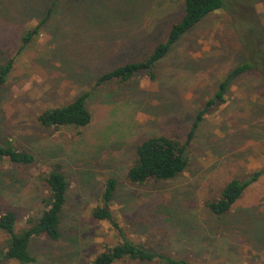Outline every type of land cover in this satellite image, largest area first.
I'll return each instance as SVG.
<instances>
[{"label":"rangeland","instance_id":"obj_1","mask_svg":"<svg viewBox=\"0 0 264 264\" xmlns=\"http://www.w3.org/2000/svg\"><path fill=\"white\" fill-rule=\"evenodd\" d=\"M51 2L0 0V66L13 61L0 87V143L34 156L28 166L0 164V217L16 213L15 231L22 232L46 210V175L57 169L69 181L61 237L33 239V264H92L122 241L109 222L92 217L109 179L118 182L112 209L130 241L192 264H264V175L226 215L207 207L229 182L264 168L260 70L238 77L224 103L209 110L179 177L143 185L126 180L139 144L156 136L185 144L195 116L225 76L264 51V0H225L226 9L202 21L159 64L155 79L142 71L128 82L98 87L99 75L143 61L166 42L184 0H63L53 20L24 44ZM86 92L87 127L39 123L46 110ZM8 241L0 230V252Z\"/></svg>","mask_w":264,"mask_h":264},{"label":"trees","instance_id":"obj_2","mask_svg":"<svg viewBox=\"0 0 264 264\" xmlns=\"http://www.w3.org/2000/svg\"><path fill=\"white\" fill-rule=\"evenodd\" d=\"M62 1L52 0L39 25L23 36L24 44L30 43L34 36L38 35L39 29L53 20ZM226 8L225 0H184L182 18L173 25L166 42L159 44L156 48L154 47L143 61L127 63L99 75L95 87L110 82H128L142 71L147 72L151 79H155V69L172 55L181 40L210 15ZM258 40L260 41V38ZM12 69V60L0 66V87L7 83ZM256 70H260L264 74L263 50L256 51L252 56L247 57L220 82L215 95L206 102L203 109L195 116L189 139L185 144L166 136L152 137L139 144L136 150L135 165L128 170L126 180L132 185H143L150 182L172 180L185 172L188 167L187 148L209 110L224 103L230 86L238 77ZM89 96L90 93L86 92L67 105L46 110L39 116V123L47 128L87 127L92 121V115L87 107ZM33 162L34 156L31 153L18 149L12 142L0 143V164L28 166ZM263 175L264 168L253 172L245 179L232 180L223 189L219 199L207 204L208 209L215 216L226 215L243 193ZM45 182L49 191V197L44 200L46 210L38 220H30L27 229L20 233L15 231L17 215L14 212H7L0 217V230L9 236L7 247L0 252V264L5 260H14L20 264H33L36 262L31 252L33 239L39 237H48L53 241L60 239L69 181L63 172L54 169L46 175ZM117 190V180L109 179L102 193V204L92 210V217L98 221L109 222L122 241L99 254L92 264H116L124 259L159 262L161 264H192L185 259L156 253L126 238L112 209Z\"/></svg>","mask_w":264,"mask_h":264}]
</instances>
